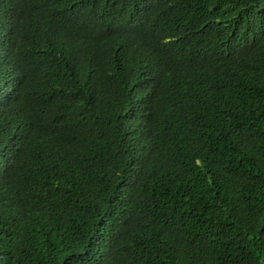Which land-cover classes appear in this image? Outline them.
Wrapping results in <instances>:
<instances>
[{
    "label": "trees",
    "instance_id": "16d2710c",
    "mask_svg": "<svg viewBox=\"0 0 264 264\" xmlns=\"http://www.w3.org/2000/svg\"><path fill=\"white\" fill-rule=\"evenodd\" d=\"M0 264H264V0H0Z\"/></svg>",
    "mask_w": 264,
    "mask_h": 264
}]
</instances>
